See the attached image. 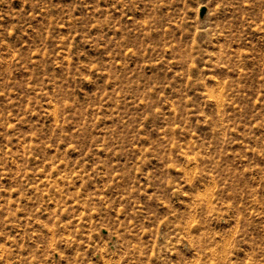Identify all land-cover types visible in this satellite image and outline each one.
<instances>
[{"label": "rangeland", "instance_id": "374dc122", "mask_svg": "<svg viewBox=\"0 0 264 264\" xmlns=\"http://www.w3.org/2000/svg\"><path fill=\"white\" fill-rule=\"evenodd\" d=\"M0 264H264V0H0Z\"/></svg>", "mask_w": 264, "mask_h": 264}, {"label": "water", "instance_id": "95a60500", "mask_svg": "<svg viewBox=\"0 0 264 264\" xmlns=\"http://www.w3.org/2000/svg\"><path fill=\"white\" fill-rule=\"evenodd\" d=\"M206 11H207L206 7H202L200 10V16L203 17L205 15Z\"/></svg>", "mask_w": 264, "mask_h": 264}]
</instances>
